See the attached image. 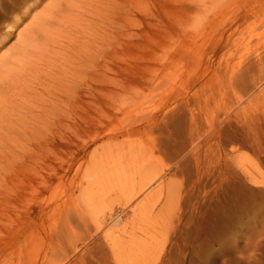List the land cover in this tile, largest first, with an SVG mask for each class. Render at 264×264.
Masks as SVG:
<instances>
[{
	"label": "rangeland",
	"instance_id": "obj_1",
	"mask_svg": "<svg viewBox=\"0 0 264 264\" xmlns=\"http://www.w3.org/2000/svg\"><path fill=\"white\" fill-rule=\"evenodd\" d=\"M142 7L114 40L85 29L101 67L54 153L8 177L5 264H264V0Z\"/></svg>",
	"mask_w": 264,
	"mask_h": 264
},
{
	"label": "bare ground",
	"instance_id": "obj_2",
	"mask_svg": "<svg viewBox=\"0 0 264 264\" xmlns=\"http://www.w3.org/2000/svg\"><path fill=\"white\" fill-rule=\"evenodd\" d=\"M21 1L0 0L1 227L6 215L9 175L20 169L35 173L39 156L54 153L51 141L56 125L67 130L76 120L71 109L75 106L81 110L84 106L77 96L85 85V65L95 72L101 67L102 40L98 33L97 42L87 41L85 29L101 28L103 35L114 40L115 27H133L137 22L134 10H144L142 5L150 0H48L40 13L33 14L29 22L17 29L23 18L18 17L16 10L24 15L27 8H37L43 0H24V5ZM174 1L181 5L188 1V11L193 13L209 3ZM21 4L26 8L23 11ZM12 34L15 43L2 50ZM126 34L131 37L132 30ZM108 219L117 221L111 215ZM230 228V220L217 226L214 240L227 238ZM0 264H5L3 259Z\"/></svg>",
	"mask_w": 264,
	"mask_h": 264
}]
</instances>
